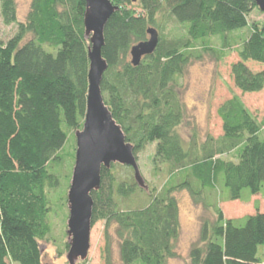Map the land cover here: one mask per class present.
Returning a JSON list of instances; mask_svg holds the SVG:
<instances>
[{"label":"trees","instance_id":"obj_1","mask_svg":"<svg viewBox=\"0 0 264 264\" xmlns=\"http://www.w3.org/2000/svg\"><path fill=\"white\" fill-rule=\"evenodd\" d=\"M110 1L120 10L105 29L109 68L102 91L137 161L159 143L157 154L177 169L190 168L202 188L220 176L229 192L213 218L202 219L191 264H264L257 257L264 245V12L249 0ZM84 14L83 0H31L22 18L16 0H0V264H46L48 193L58 185L50 165L61 160L69 131L79 130L87 109ZM166 14L189 25L187 39L160 40L155 53L134 66L131 49L147 41V30H158ZM246 28L253 34L243 47L214 60L206 134L209 142L223 139L243 149L227 159L203 148L194 159L179 132L182 111L174 94L176 77L189 65L184 52ZM185 184L191 191L189 179ZM135 185L118 184L103 170L101 188L92 194L89 258L79 264H169L177 256V202L154 197L144 208L123 211L117 198L133 194ZM245 189L249 200L241 196Z\"/></svg>","mask_w":264,"mask_h":264},{"label":"rangeland","instance_id":"obj_2","mask_svg":"<svg viewBox=\"0 0 264 264\" xmlns=\"http://www.w3.org/2000/svg\"><path fill=\"white\" fill-rule=\"evenodd\" d=\"M16 2L20 16L24 18L29 10L31 0H16ZM261 27L264 29V24ZM188 29L189 25H179L169 14H166L158 29L160 40L187 39ZM252 34L253 29L246 28L226 35L203 39L191 44L190 48L184 52L189 60V65L184 75L176 77L174 94L182 111V125L179 132L182 139L192 145L191 152L194 159L204 153L203 148L212 154L214 152L223 153L222 157L227 159H236L243 149V145L235 147L231 142L223 139L209 142L206 136L207 117L215 73V58H221L231 50L241 49ZM103 97L106 103L109 102L108 93H103ZM84 120L79 130L83 129ZM76 132L69 131L65 148L59 153L61 160L59 163L50 165V171L58 178V185L48 193L50 200L48 221L51 235L43 243L46 264H68L66 259L68 253L67 222L69 219L67 195L76 161ZM158 144L149 145L138 157L140 171L148 190L145 191L135 185L133 194L127 198L118 197L117 201L120 208L126 211L144 208L154 197L173 198L179 208V239L175 247L177 256L169 264H191L190 251L199 240L202 219H212L218 203L227 199L229 192L225 189L220 176L215 184L207 186L205 189L202 188L192 177L190 168L177 169L165 162L163 157L157 154ZM110 171L115 175L118 184L122 182L135 184L132 168L116 164ZM187 179L190 180L191 191L188 190V186L186 187ZM192 191L198 194L202 203L195 202ZM241 196L244 200H249L250 190L245 189ZM242 223L244 221L240 222V224ZM113 256L115 260H119L117 248H114ZM257 257L264 260V245L258 247ZM134 264L143 263L136 262Z\"/></svg>","mask_w":264,"mask_h":264},{"label":"water","instance_id":"obj_3","mask_svg":"<svg viewBox=\"0 0 264 264\" xmlns=\"http://www.w3.org/2000/svg\"><path fill=\"white\" fill-rule=\"evenodd\" d=\"M83 1L85 37L89 41V86L83 129L75 134L76 161L67 195L68 264H79L89 258L94 210L92 194L101 188L104 169L111 170L116 164L132 168L136 185L148 190L134 153L135 147L126 140L124 130L114 119L102 91L104 75L109 68L103 55L105 29L110 18L120 8L110 0ZM249 1L255 2L264 12V0ZM147 33L148 40L133 46L130 51L134 66L140 65L143 58L153 55L160 43V33L156 28H149ZM42 251H45L44 246Z\"/></svg>","mask_w":264,"mask_h":264}]
</instances>
